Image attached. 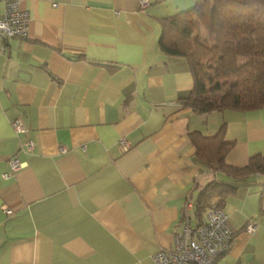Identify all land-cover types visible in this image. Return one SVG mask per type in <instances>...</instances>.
Here are the masks:
<instances>
[{
	"label": "crops",
	"instance_id": "crops-1",
	"mask_svg": "<svg viewBox=\"0 0 264 264\" xmlns=\"http://www.w3.org/2000/svg\"><path fill=\"white\" fill-rule=\"evenodd\" d=\"M17 1L27 34L0 51V264H157L186 218L206 221L219 195L197 201L212 181L235 187L221 201L234 235L213 264H264V174L211 170L190 137L225 123L224 162L244 166L264 155V107L182 106L187 61L158 45L161 18L197 0Z\"/></svg>",
	"mask_w": 264,
	"mask_h": 264
},
{
	"label": "trees",
	"instance_id": "trees-1",
	"mask_svg": "<svg viewBox=\"0 0 264 264\" xmlns=\"http://www.w3.org/2000/svg\"><path fill=\"white\" fill-rule=\"evenodd\" d=\"M162 52L186 59L193 85L179 102L198 113L264 107V0H197L191 7L160 20ZM225 123L213 135L190 133L196 155L211 170L236 178L264 174V155H252L241 167L227 165L233 142L224 140ZM234 186L212 181L200 192L197 207L205 209L212 194L222 199ZM264 216V191L260 202Z\"/></svg>",
	"mask_w": 264,
	"mask_h": 264
},
{
	"label": "built area",
	"instance_id": "built-area-1",
	"mask_svg": "<svg viewBox=\"0 0 264 264\" xmlns=\"http://www.w3.org/2000/svg\"><path fill=\"white\" fill-rule=\"evenodd\" d=\"M136 1L141 8H145L151 0ZM28 21V12L18 6L17 0H4L0 11V51L4 49V42L8 39L26 36ZM11 126L15 133L25 131L20 118L13 119ZM25 145L28 151L32 150V141H26ZM120 145L123 149L127 147L124 139H120ZM8 162L11 173L16 172L23 164L16 157H10ZM5 211L11 212L9 209ZM244 228L253 233L257 223L248 220ZM233 235L234 231L227 222V214L213 201L205 222L192 225L189 218H186L173 234V247L159 249L154 254V259L157 264H213L215 259L228 249Z\"/></svg>",
	"mask_w": 264,
	"mask_h": 264
}]
</instances>
